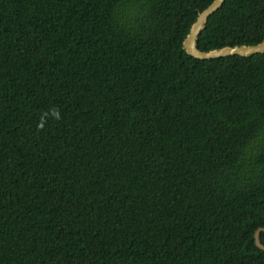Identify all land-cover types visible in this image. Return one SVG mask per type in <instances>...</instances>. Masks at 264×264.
<instances>
[{
    "label": "trees",
    "instance_id": "1",
    "mask_svg": "<svg viewBox=\"0 0 264 264\" xmlns=\"http://www.w3.org/2000/svg\"><path fill=\"white\" fill-rule=\"evenodd\" d=\"M213 1L0 0V264H264V52L190 55ZM263 39L225 0L197 44Z\"/></svg>",
    "mask_w": 264,
    "mask_h": 264
},
{
    "label": "water",
    "instance_id": "2",
    "mask_svg": "<svg viewBox=\"0 0 264 264\" xmlns=\"http://www.w3.org/2000/svg\"><path fill=\"white\" fill-rule=\"evenodd\" d=\"M225 2V0H214L207 8L201 11L192 24L190 32L188 33L187 37L184 40V48L186 51L200 59H211L217 57H224L227 55H251L255 53L264 52V39L257 43L251 45H235V46H225L218 49H212L209 51H203L199 49L197 44V39L205 27L209 17L215 13ZM264 231V227H260L257 229L255 233L256 244L261 249H264V244L261 242L260 235L261 232Z\"/></svg>",
    "mask_w": 264,
    "mask_h": 264
},
{
    "label": "clouds",
    "instance_id": "3",
    "mask_svg": "<svg viewBox=\"0 0 264 264\" xmlns=\"http://www.w3.org/2000/svg\"><path fill=\"white\" fill-rule=\"evenodd\" d=\"M48 117H51V118H53L55 120H60L61 119V113H60V111L58 109H55V108L49 110V112L45 113L41 117V120H40V122L38 124V128L39 129H43L44 128Z\"/></svg>",
    "mask_w": 264,
    "mask_h": 264
}]
</instances>
